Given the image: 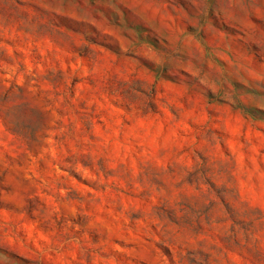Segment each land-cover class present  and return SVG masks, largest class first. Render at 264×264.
<instances>
[{
	"label": "rangeland",
	"instance_id": "rangeland-1",
	"mask_svg": "<svg viewBox=\"0 0 264 264\" xmlns=\"http://www.w3.org/2000/svg\"><path fill=\"white\" fill-rule=\"evenodd\" d=\"M0 264H264V0H0Z\"/></svg>",
	"mask_w": 264,
	"mask_h": 264
}]
</instances>
